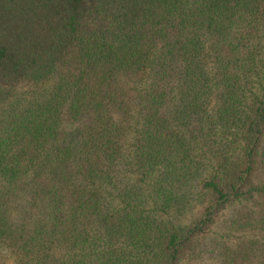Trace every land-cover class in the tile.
<instances>
[{
  "label": "trees",
  "instance_id": "obj_1",
  "mask_svg": "<svg viewBox=\"0 0 264 264\" xmlns=\"http://www.w3.org/2000/svg\"><path fill=\"white\" fill-rule=\"evenodd\" d=\"M0 264H264V0H0Z\"/></svg>",
  "mask_w": 264,
  "mask_h": 264
}]
</instances>
